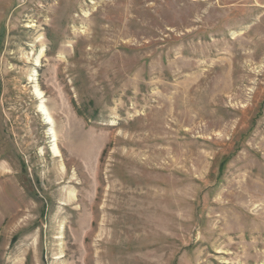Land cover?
Returning <instances> with one entry per match:
<instances>
[{"label": "rangeland", "instance_id": "obj_1", "mask_svg": "<svg viewBox=\"0 0 264 264\" xmlns=\"http://www.w3.org/2000/svg\"><path fill=\"white\" fill-rule=\"evenodd\" d=\"M84 258L264 264V0H0V264Z\"/></svg>", "mask_w": 264, "mask_h": 264}, {"label": "bare ground", "instance_id": "obj_2", "mask_svg": "<svg viewBox=\"0 0 264 264\" xmlns=\"http://www.w3.org/2000/svg\"><path fill=\"white\" fill-rule=\"evenodd\" d=\"M41 54V53H40ZM41 57V56H40ZM39 58V57H38ZM32 80V79H31ZM35 92L36 93H34V94H37V98H39L40 99V102H39V105H38V109H39V111L42 113V115L45 117V120L51 125V126H53V121H52V119H51V117H50V114H49V112H48V110L46 109V107L44 106V100L42 101V99H43V97H42V93H40L38 90H37V88L35 87ZM53 129H51V131H52ZM69 130V129H68ZM51 131H49V132H51ZM70 131V130H69ZM52 133V132H51ZM53 134V133H52ZM79 134H81V133H79ZM81 137V136H80ZM53 138V137H52ZM76 138V137H75ZM77 139H79L80 140V138H77ZM76 139V140H77ZM86 139V138H85ZM82 140H83V138H82ZM80 142H82V141H80ZM87 143V142H86ZM92 143V142H91ZM53 144V147H52V154H54L55 156H59V151H58V148H57V146H56V144L55 143H52ZM60 157V156H59ZM170 191V190H169ZM71 195V194H70ZM169 196V195H168ZM68 199H72L73 200V198H72V196H70V197H68ZM163 199V198H162ZM74 201V200H73ZM164 203V202H163ZM83 208V207H82ZM156 210V209H155ZM161 210V209H160ZM80 211H84V208L83 209H81ZM158 211V210H157ZM167 211V210H166ZM165 211V212H166ZM167 214V213H166ZM14 215V214H13ZM154 225V224H153ZM82 226V225H81ZM102 236V235H101ZM85 238H86V236H85ZM79 250H80V248H79ZM103 255V254H102ZM100 258V257H99ZM83 264H85V258H84V260H83Z\"/></svg>", "mask_w": 264, "mask_h": 264}]
</instances>
